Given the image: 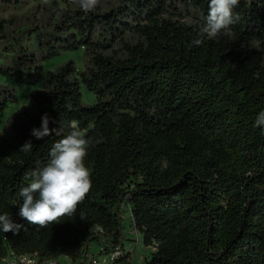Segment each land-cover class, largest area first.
Masks as SVG:
<instances>
[{"label": "trees", "instance_id": "1", "mask_svg": "<svg viewBox=\"0 0 264 264\" xmlns=\"http://www.w3.org/2000/svg\"><path fill=\"white\" fill-rule=\"evenodd\" d=\"M209 2L100 0L66 14L56 27L65 35L35 31L36 51L19 41L4 48L0 76L19 88L62 53L82 49L87 62L47 71L35 114L23 110L0 136V214L22 225L0 232V259L91 264L132 230L151 248L144 264H264V134L253 126L264 110V0H239V21L224 31L234 40L202 33ZM81 86L95 103L83 102ZM17 102L16 89L0 86V123ZM45 113L62 135L37 140ZM72 123L89 141L92 188L73 216L40 228L20 216L19 191ZM28 140L32 151L20 152ZM130 254L115 262L132 264Z\"/></svg>", "mask_w": 264, "mask_h": 264}, {"label": "clouds", "instance_id": "2", "mask_svg": "<svg viewBox=\"0 0 264 264\" xmlns=\"http://www.w3.org/2000/svg\"><path fill=\"white\" fill-rule=\"evenodd\" d=\"M99 2L100 0H79V5L88 13L95 10ZM238 5L239 0H210L202 33L208 38H216L229 30L230 26L239 21L238 14L234 13ZM202 43L203 39L197 38L189 46H199ZM50 123L55 121L45 113L41 127L34 128L31 135L37 140L53 133L62 135L59 129H50ZM253 126L261 128L264 134V110L258 112ZM70 129L68 134L53 144L48 163L30 172V182L19 191L22 197L20 216L40 228L59 223L62 217L73 216L92 188L90 170L84 163L89 141L75 123L70 124ZM33 146L32 141L28 140L19 151L29 153ZM21 227L22 225L12 221L9 214H0V232H16Z\"/></svg>", "mask_w": 264, "mask_h": 264}, {"label": "rangeland", "instance_id": "3", "mask_svg": "<svg viewBox=\"0 0 264 264\" xmlns=\"http://www.w3.org/2000/svg\"><path fill=\"white\" fill-rule=\"evenodd\" d=\"M79 5V0H61L56 3L55 0H18L16 5L0 4V22H3V37L0 38V54H3L4 48H9L11 43L19 41L23 47L35 50L37 36L35 31L40 33L59 31L57 26L66 17V14L72 13ZM105 8L106 3H102ZM187 22L195 24L194 20L186 19ZM204 26H202L203 28ZM201 28V29H202ZM23 30L24 33L22 32ZM68 31L60 32V34H67ZM22 33V34H21ZM131 41L136 38L134 36L128 37ZM217 38H224L227 40H234L235 37L228 32H224ZM11 48V47H10ZM68 60H72L78 71L84 69L87 62V57L84 55L82 49L75 52H65L60 56L43 64L44 73L39 82L24 86L22 88L16 87L10 80L0 76V86L16 89L18 102L9 104L4 113L2 123H0V136L7 137L9 135L8 123H16L23 118L22 111L35 114L36 106L33 102L32 96L37 90L43 89V81H45V73L53 71L58 66L62 65ZM82 100L87 105H92L96 101V97L81 87ZM127 240L125 244L127 251L131 252L132 264H144L145 258L150 253L151 248L147 247L142 242V236L138 233L128 231ZM92 251L97 252V247L92 244Z\"/></svg>", "mask_w": 264, "mask_h": 264}, {"label": "built area", "instance_id": "4", "mask_svg": "<svg viewBox=\"0 0 264 264\" xmlns=\"http://www.w3.org/2000/svg\"><path fill=\"white\" fill-rule=\"evenodd\" d=\"M125 216H126V218H129V216H130L129 212H126ZM131 232H135V231L131 230ZM99 251H102V248ZM123 251H127L126 244L124 245V247L122 249L118 247L110 253H107L104 255H97L96 257H94L91 260V264H118L115 261H116V259L120 258ZM16 261L20 262L21 264H37L38 263L37 257L31 256V255L18 256L17 260L13 256L12 264L15 263ZM6 262H7L6 258L0 259V264H6ZM41 264H62V263H58L55 260H49V261H46V262L41 263Z\"/></svg>", "mask_w": 264, "mask_h": 264}, {"label": "crops", "instance_id": "5", "mask_svg": "<svg viewBox=\"0 0 264 264\" xmlns=\"http://www.w3.org/2000/svg\"><path fill=\"white\" fill-rule=\"evenodd\" d=\"M6 259H7L6 264H12V261H13V256L12 255L8 256ZM55 261L58 262V263L67 264L69 262V258L66 257V256H62V257L58 258Z\"/></svg>", "mask_w": 264, "mask_h": 264}, {"label": "bare ground", "instance_id": "6", "mask_svg": "<svg viewBox=\"0 0 264 264\" xmlns=\"http://www.w3.org/2000/svg\"><path fill=\"white\" fill-rule=\"evenodd\" d=\"M82 87V86H81Z\"/></svg>", "mask_w": 264, "mask_h": 264}]
</instances>
